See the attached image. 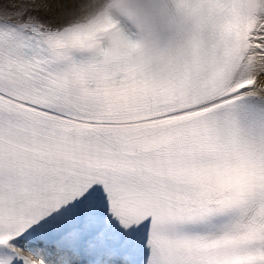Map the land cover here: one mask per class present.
<instances>
[{"label":"snow or ice","instance_id":"1","mask_svg":"<svg viewBox=\"0 0 264 264\" xmlns=\"http://www.w3.org/2000/svg\"><path fill=\"white\" fill-rule=\"evenodd\" d=\"M0 264H264V0H0Z\"/></svg>","mask_w":264,"mask_h":264}]
</instances>
